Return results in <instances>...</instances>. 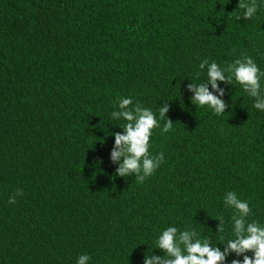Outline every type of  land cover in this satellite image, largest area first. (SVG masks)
Returning <instances> with one entry per match:
<instances>
[{
	"label": "trees",
	"instance_id": "obj_1",
	"mask_svg": "<svg viewBox=\"0 0 264 264\" xmlns=\"http://www.w3.org/2000/svg\"><path fill=\"white\" fill-rule=\"evenodd\" d=\"M238 3L0 0V264H76L84 253L89 264H143L169 226L223 249L228 191L264 225V112L235 82L221 85L223 114L187 91L206 79L205 59L248 55L264 70V7L237 20ZM129 95L157 114L167 103L173 123L154 130L150 151L165 161L143 183L110 161L109 134L124 123L110 114Z\"/></svg>",
	"mask_w": 264,
	"mask_h": 264
},
{
	"label": "clouds",
	"instance_id": "obj_2",
	"mask_svg": "<svg viewBox=\"0 0 264 264\" xmlns=\"http://www.w3.org/2000/svg\"><path fill=\"white\" fill-rule=\"evenodd\" d=\"M264 0H239L238 8L243 10L237 20L248 21L258 15ZM206 79L199 83H189L187 91L191 93V103L197 107L207 106L214 114H223L228 108L224 100L225 88L221 85L233 86L235 82L244 93L253 98V108L264 112V70L256 60L248 55L236 58L226 66L216 61L203 60L199 64ZM169 105L159 106L158 114L151 108L141 104L131 95L118 99L117 110L110 117L114 121H124L118 124L123 131L110 133L114 137V145L110 152V161L116 167V175L120 177H135L138 183H143L152 177L165 161L163 152L153 154L151 140L154 130L161 134L172 129V121L167 117ZM161 121H164L161 126ZM23 196V191L17 189L15 195L9 197V204H15L17 197ZM225 208L232 209V238L224 240L221 236L223 249L210 242V237L201 238L193 228L181 230L178 226L163 229L155 242V249L160 255L146 253L143 264H264V225L251 220L253 214L249 202L241 199L235 191L224 194ZM217 233L224 231V220H219ZM248 253L252 255L249 256ZM242 258V259H241ZM92 257L81 254L76 264H89Z\"/></svg>",
	"mask_w": 264,
	"mask_h": 264
}]
</instances>
